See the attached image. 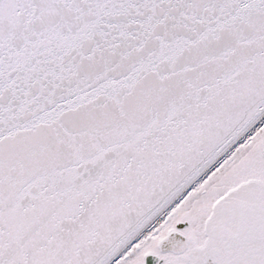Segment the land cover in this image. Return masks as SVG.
Segmentation results:
<instances>
[{
  "label": "snow or ice",
  "instance_id": "obj_1",
  "mask_svg": "<svg viewBox=\"0 0 264 264\" xmlns=\"http://www.w3.org/2000/svg\"><path fill=\"white\" fill-rule=\"evenodd\" d=\"M0 264H264V0H0Z\"/></svg>",
  "mask_w": 264,
  "mask_h": 264
}]
</instances>
